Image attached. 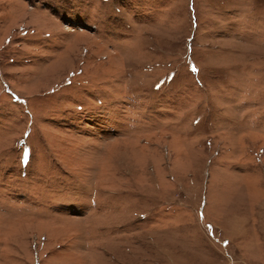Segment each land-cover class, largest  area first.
I'll use <instances>...</instances> for the list:
<instances>
[{
  "label": "rangeland",
  "instance_id": "rangeland-1",
  "mask_svg": "<svg viewBox=\"0 0 264 264\" xmlns=\"http://www.w3.org/2000/svg\"><path fill=\"white\" fill-rule=\"evenodd\" d=\"M0 264H264V0H0Z\"/></svg>",
  "mask_w": 264,
  "mask_h": 264
}]
</instances>
